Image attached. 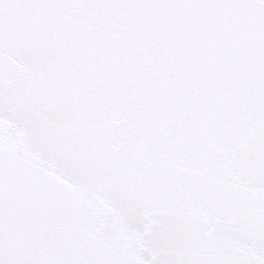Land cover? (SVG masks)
Instances as JSON below:
<instances>
[{"label": "snow or ice", "instance_id": "6c2138e0", "mask_svg": "<svg viewBox=\"0 0 264 264\" xmlns=\"http://www.w3.org/2000/svg\"><path fill=\"white\" fill-rule=\"evenodd\" d=\"M0 264H264V0H0Z\"/></svg>", "mask_w": 264, "mask_h": 264}]
</instances>
